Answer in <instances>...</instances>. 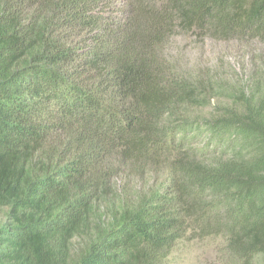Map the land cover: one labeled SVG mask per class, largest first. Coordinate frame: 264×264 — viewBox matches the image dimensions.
<instances>
[{"label": "trees", "instance_id": "16d2710c", "mask_svg": "<svg viewBox=\"0 0 264 264\" xmlns=\"http://www.w3.org/2000/svg\"><path fill=\"white\" fill-rule=\"evenodd\" d=\"M112 1L0 0V264H169L192 221L264 264V81L193 116L211 86L166 56L176 22L264 41V0Z\"/></svg>", "mask_w": 264, "mask_h": 264}, {"label": "rangeland", "instance_id": "374dc122", "mask_svg": "<svg viewBox=\"0 0 264 264\" xmlns=\"http://www.w3.org/2000/svg\"><path fill=\"white\" fill-rule=\"evenodd\" d=\"M148 1V0H147ZM136 0H113L114 8L121 10ZM176 22L174 33L166 48V56L177 73L194 81L204 80L211 86V97L203 105L193 108V116H212L233 103L255 83L264 81V41L246 35L221 37L199 30L185 31ZM209 142L207 134L198 135L194 144L200 148ZM212 148V147H211ZM221 150L212 148L208 157ZM164 172H151L145 178L117 177V193L128 194L137 200L162 181ZM106 209V208H105ZM0 216L2 212L0 210ZM195 218V217H194ZM197 218V217H196ZM79 239L76 243L79 245ZM224 233L203 230L199 223L191 222L186 235L175 245L169 264H235Z\"/></svg>", "mask_w": 264, "mask_h": 264}]
</instances>
